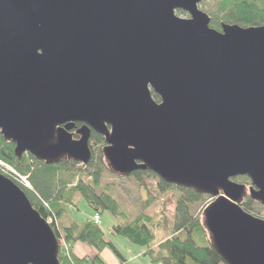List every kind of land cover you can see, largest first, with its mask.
Segmentation results:
<instances>
[{
  "label": "water",
  "instance_id": "1",
  "mask_svg": "<svg viewBox=\"0 0 264 264\" xmlns=\"http://www.w3.org/2000/svg\"><path fill=\"white\" fill-rule=\"evenodd\" d=\"M202 1L0 0V136L17 160L85 167L94 132L112 174L212 200L202 216L224 264H264V220L241 207H264V23L216 31ZM59 252L0 174V264H59Z\"/></svg>",
  "mask_w": 264,
  "mask_h": 264
},
{
  "label": "trees",
  "instance_id": "2",
  "mask_svg": "<svg viewBox=\"0 0 264 264\" xmlns=\"http://www.w3.org/2000/svg\"><path fill=\"white\" fill-rule=\"evenodd\" d=\"M214 15L226 25L259 27L264 23V0H221ZM214 19L210 28L219 30V25ZM153 98L156 102L159 101L158 97ZM103 142L99 135L91 133L90 143L104 145ZM92 154L94 156L93 150ZM99 156L102 158L101 154ZM0 161L11 166L19 175L28 176L33 191L14 183L25 193L40 216L46 222L49 219L52 221L50 227L60 244L59 264H107L100 256L104 250H108L119 264L126 263L121 249L106 237L100 224L94 223V215H98L101 221L103 213H108L115 221L111 227L112 236L142 249L150 264H224L212 249L203 216L200 218L191 214L192 205L203 201L207 196L160 181L162 191L175 187L184 192L175 204L172 235L161 241L157 240L156 234L153 233L154 225L149 218L140 215L130 219L122 210L121 204L106 190H101V177L98 172L85 175L82 172L84 167L73 161L46 165L37 162L28 154L17 160L14 156V146L6 143L1 136ZM142 175L155 177L150 172L133 174L137 180ZM237 180L243 184L249 182L245 177ZM79 199L85 201L93 212L88 220L77 221L72 218L70 210L76 207ZM247 202L242 208L251 213L249 210L253 203ZM257 217L262 218L260 214ZM160 225L164 228V219ZM77 244L85 245L96 253L79 258L73 253Z\"/></svg>",
  "mask_w": 264,
  "mask_h": 264
},
{
  "label": "rangeland",
  "instance_id": "3",
  "mask_svg": "<svg viewBox=\"0 0 264 264\" xmlns=\"http://www.w3.org/2000/svg\"><path fill=\"white\" fill-rule=\"evenodd\" d=\"M220 1L221 0H205L199 5V9L208 15L211 13L215 14ZM175 15L181 19L188 18L187 14L182 11H175ZM90 146L94 151V156L90 163L82 169V172H84L85 175L98 172L101 177V190H106L111 194V196L121 204L122 210L130 219H134V217L140 215L149 218L154 225L153 233L156 234L157 240L163 241L167 237H170L174 225L175 204L177 199L181 195H184V192L175 187L166 188L162 191L159 178L152 175L139 176L138 180L133 174L128 178H121L118 175H114L108 171L103 158L99 156L103 145H93L90 143ZM3 175L5 174L3 173ZM233 182L246 185L238 180H233ZM29 190L33 191L32 187ZM207 198L192 205L191 214L193 216L202 218V211L212 202L210 198ZM75 206L76 207H72L70 210L74 220L85 221L91 218L93 212L89 209L85 201L79 199ZM250 208L251 210L249 211L252 215L257 217V215L260 214V216L264 218V209L262 207L251 204ZM163 219L165 222L164 228L160 225ZM114 223V219L108 213H103L101 215L102 231L108 239L114 242L119 250L121 249L122 254L129 264H150L148 257L144 256V251L142 249L129 243H124L123 240L116 239L112 236L111 227ZM49 225L51 226V224Z\"/></svg>",
  "mask_w": 264,
  "mask_h": 264
},
{
  "label": "crops",
  "instance_id": "4",
  "mask_svg": "<svg viewBox=\"0 0 264 264\" xmlns=\"http://www.w3.org/2000/svg\"><path fill=\"white\" fill-rule=\"evenodd\" d=\"M73 253L77 257L80 258L83 256H92L96 252H95V250H93V249H91L85 245L77 244V245H75V247L73 249ZM100 256L107 262V264H119V262L114 258V256L108 250H104L103 252H101ZM125 264H129V262L126 261Z\"/></svg>",
  "mask_w": 264,
  "mask_h": 264
},
{
  "label": "built area",
  "instance_id": "5",
  "mask_svg": "<svg viewBox=\"0 0 264 264\" xmlns=\"http://www.w3.org/2000/svg\"><path fill=\"white\" fill-rule=\"evenodd\" d=\"M0 171L8 175L15 182L28 187L27 176L19 175L11 166L3 163L2 161H0ZM93 220L95 224H100V217L98 215H94ZM48 221H49V224L52 223L50 219Z\"/></svg>",
  "mask_w": 264,
  "mask_h": 264
},
{
  "label": "flooded vegetation",
  "instance_id": "6",
  "mask_svg": "<svg viewBox=\"0 0 264 264\" xmlns=\"http://www.w3.org/2000/svg\"><path fill=\"white\" fill-rule=\"evenodd\" d=\"M204 1H205V0H203L201 3H203ZM201 3H200V4H201ZM200 4H198V9H199V5H200ZM199 11H201V10L199 9ZM201 12H203V11H201ZM204 13H205V12H204ZM205 14H206V13H205ZM206 15H208V14H206ZM187 16H188L187 19H189L190 17H189L188 14H187ZM187 16H186V17H187ZM208 16H209V18H210V23H212V19L215 18L214 21H215V23H217V24L219 25V28H220L219 30H216V31H220V30H221V25L224 24V23L221 22V21H218V19H217V18L215 17V15L212 14V13H211L210 15H208ZM220 17H221V15H219L218 18H220ZM225 25H226V24H225ZM209 27H210V24H209ZM81 125H82V124L76 123V124H75V128L71 130V133H73V138H74V139H78V136L75 134V131H76L77 129H79V128L81 127ZM91 133H92V132H91ZM100 137H101V136H100ZM101 138H102V137H101ZM102 139H103V138H102ZM103 141H104V140H103ZM103 143H104V142H103ZM104 145H105V144H104ZM104 145H103V146H104ZM65 161H68V160H65ZM68 162H70V161H68ZM237 179H238V178H237ZM237 179H236V180H237ZM244 186L246 187V191H247V193H248V189H249V186H250V182H249L248 184L244 185ZM247 201H251V200L249 199L248 196L244 198V200H243V204H247V203H248ZM251 202H252V201H251ZM252 203H253V204H256V203H254V202H252ZM243 204H242V205H243ZM256 205H258V204H256ZM258 206H260V205H258ZM260 207H262V206H260ZM262 208L264 209V207H262ZM263 219H264V218H263Z\"/></svg>",
  "mask_w": 264,
  "mask_h": 264
}]
</instances>
